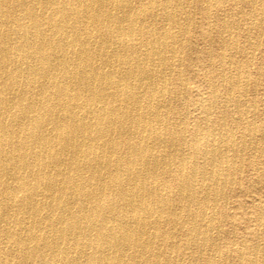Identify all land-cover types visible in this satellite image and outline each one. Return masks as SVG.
Wrapping results in <instances>:
<instances>
[{
    "label": "bare ground",
    "instance_id": "1",
    "mask_svg": "<svg viewBox=\"0 0 264 264\" xmlns=\"http://www.w3.org/2000/svg\"><path fill=\"white\" fill-rule=\"evenodd\" d=\"M190 1L0 0V264H264L261 206L250 244L220 239L259 169L232 57L260 50L264 0H199L212 77L179 117Z\"/></svg>",
    "mask_w": 264,
    "mask_h": 264
},
{
    "label": "rangeland",
    "instance_id": "2",
    "mask_svg": "<svg viewBox=\"0 0 264 264\" xmlns=\"http://www.w3.org/2000/svg\"><path fill=\"white\" fill-rule=\"evenodd\" d=\"M187 4L185 5V8L194 7L193 9H190V13L194 18L193 19L194 21H192L190 25V32L188 36V40L191 43L190 44L191 51L190 53L189 51L187 53H184L183 56V61L187 60L189 66H187L184 63L182 67H180L179 69V73H180L179 75L182 78V82L185 83L184 79L186 78L187 83H186V87L185 85L184 87L183 85H179L178 84L179 81L175 75L174 78H172L171 84L169 85V88L172 91L176 92L175 93L176 104L173 105H176L181 110V114L179 117H182L181 116L182 111L185 108L192 109V107L194 106L192 103L193 101H195L194 91L196 88H201L200 86L201 84L199 83V81L203 79L204 76H206L207 78L212 77L210 75L211 73L208 74L209 71H207V69L205 68L207 67L205 56L209 44L207 40L204 39L202 36L204 32L202 28L203 26H205V24L208 21L210 23L213 20L211 19V17L206 19L200 13V8L204 5V3L199 2V0H191ZM240 6L243 7L242 5ZM210 9L212 13L213 10L212 7H210ZM180 14L182 15L181 11ZM246 25H248L246 24V22L241 23L242 28H244ZM214 34L215 33L213 32V35ZM254 39H251L250 43H253L255 41ZM260 43H261L260 50L255 52L252 51L250 48L247 49L246 47L247 59H245L244 57L242 58L240 56L232 57L233 60L232 62L234 64H238L241 61L242 68L247 67L248 70L247 71L249 75L248 83L250 84V88L246 94V100L247 102L255 104L254 106H256L255 114L254 115L249 114L248 116L252 124L257 129L262 130L261 133L258 134L259 139L256 142V144L258 145L257 148L258 152L260 148L261 150L264 149V86H262L264 85V36L260 40ZM210 45H212L210 46V48H211L213 61L216 64L217 57L219 55V50H218L217 38H215V36H213ZM194 77H197V79ZM255 78L258 80L256 81ZM254 84L257 88V91L253 92ZM193 116L197 117L198 113L193 111ZM235 134L238 135V133ZM257 151L255 152L256 155L255 161L259 163L258 166L259 169L256 171H250L247 167L249 163L248 158L245 157L244 160L247 161L246 162L243 161V167L241 170L242 173L241 174L237 173V175L235 176L236 177L235 179L239 182L240 186L237 187V190L234 192V196L230 198L225 209V211L228 214L227 216L228 218L224 219L225 221L223 220L224 222L222 223V226H223V232L226 233L223 234L224 236H222L220 239L222 242H224L225 239L228 241V238L230 240L233 239L232 241L233 251H237L240 249L241 241H246L248 244H250L252 238L249 234V230L255 228V224H256L254 207L261 206V208L264 209V154L262 157H260ZM244 259H246V256H244ZM229 261L232 262V259H230Z\"/></svg>",
    "mask_w": 264,
    "mask_h": 264
}]
</instances>
